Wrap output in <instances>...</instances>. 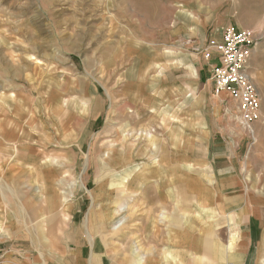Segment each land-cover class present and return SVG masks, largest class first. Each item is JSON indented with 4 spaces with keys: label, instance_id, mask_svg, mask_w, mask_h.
<instances>
[{
    "label": "rangeland",
    "instance_id": "1",
    "mask_svg": "<svg viewBox=\"0 0 264 264\" xmlns=\"http://www.w3.org/2000/svg\"><path fill=\"white\" fill-rule=\"evenodd\" d=\"M224 26L255 33L264 93V0H0V210L66 234L4 242L1 264H46L74 228L105 264H236L237 198L264 201V114L231 130L211 97L200 54ZM226 126L242 193L221 198L202 140Z\"/></svg>",
    "mask_w": 264,
    "mask_h": 264
},
{
    "label": "crops",
    "instance_id": "2",
    "mask_svg": "<svg viewBox=\"0 0 264 264\" xmlns=\"http://www.w3.org/2000/svg\"><path fill=\"white\" fill-rule=\"evenodd\" d=\"M230 26H224L221 27L219 30V33L215 40L218 41L221 40V32ZM206 68L207 63L203 62ZM209 69H207L208 71ZM208 74V81H209V72ZM258 90V88H257ZM261 104H260V113L264 114V93L260 94V91L258 90ZM212 97V94H211ZM204 99H206V96H204ZM213 99V97H212ZM205 102V100H204ZM228 102L232 103V107L235 109V105L232 101L228 100ZM205 104V103H204ZM206 106L204 105V109ZM218 111L217 114L220 113L222 106L217 107ZM226 113L232 114L234 111L225 109ZM238 126V124H237ZM256 129L260 126L255 124L254 126ZM228 128V129H227ZM240 130L242 132L243 129L241 127H236V125L231 130ZM206 130V129H205ZM229 131V127L226 126L224 128V133H221V131H218L215 129L214 132L209 135L208 137L202 141H206L207 144L203 148L202 155L203 158L206 161H209V163L215 165V168L210 170V167L207 166V169L210 173V177H213L215 179H218L220 185L218 186V190L214 191V193L218 192L219 196L222 198L223 193H237V196H240L239 193H242V188L240 185L238 175V170L234 169V167L231 166V159L233 158L232 154L225 153L222 151L224 145L226 144V139L231 138L234 134L226 133V131ZM207 131V130H206ZM208 132V131H207ZM240 133V132H239ZM243 135V133H240ZM238 136V135H237ZM244 139L238 140V145L243 141ZM239 151V146L237 148ZM237 150L234 151V156L236 157ZM220 160H225L224 164L221 163ZM223 167V168H221ZM212 174V175H211ZM215 182L214 180L212 181ZM209 191V188H208ZM241 199L239 204H237V208L233 212V223L236 224V226L239 224L236 222L238 221V217L241 215V223L239 225L238 230L243 235V240L245 243V248L243 252V256L235 262L236 264H257L259 260L260 251L264 249V240L262 236V229H263V220H264V201L257 198H251L250 200H244L243 198H237ZM6 201L5 199H3ZM241 214H239V212ZM239 215H237V214ZM32 216L35 218L37 216V213L34 211L32 213ZM24 223L20 220L19 216L12 211V209H9L7 212L4 210H0V254L4 251V242H16V243H24V242H32V241H42V240H50L55 242H61L65 240V232L58 234L57 232L48 233L50 235V238H43L42 233L39 229L35 227V229H28L23 230L22 226ZM205 231L207 228H204ZM70 238V245L68 249H63L62 252L59 253V256L53 257L52 260H47L46 264H105L104 255L102 254V250L99 249L96 245H93L92 251L86 250L83 246V238L80 233V229L74 228V233H71ZM20 251L23 250L21 246H17ZM262 253V252H261ZM260 254V255H259ZM2 256L0 255V264H1Z\"/></svg>",
    "mask_w": 264,
    "mask_h": 264
},
{
    "label": "built area",
    "instance_id": "3",
    "mask_svg": "<svg viewBox=\"0 0 264 264\" xmlns=\"http://www.w3.org/2000/svg\"><path fill=\"white\" fill-rule=\"evenodd\" d=\"M221 40H211L200 54L207 63L212 97L234 103L240 125L251 135V126L260 116V97L249 76L257 37L253 31L230 26ZM258 264H264L262 259Z\"/></svg>",
    "mask_w": 264,
    "mask_h": 264
},
{
    "label": "bare ground",
    "instance_id": "4",
    "mask_svg": "<svg viewBox=\"0 0 264 264\" xmlns=\"http://www.w3.org/2000/svg\"><path fill=\"white\" fill-rule=\"evenodd\" d=\"M123 155V154H122ZM120 153H119V157H121L122 156ZM122 159H123V157H121ZM125 161V160H124ZM229 241L231 242V244H234L235 243V241H236V237L234 236V235H231L230 236V238H229ZM262 260V259H261ZM260 260V261H261ZM259 261V262H260Z\"/></svg>",
    "mask_w": 264,
    "mask_h": 264
}]
</instances>
